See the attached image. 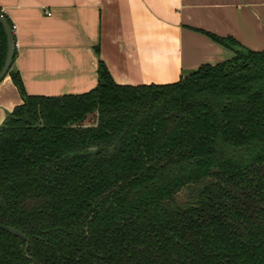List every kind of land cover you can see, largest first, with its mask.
I'll list each match as a JSON object with an SVG mask.
<instances>
[{
    "label": "trees",
    "instance_id": "obj_1",
    "mask_svg": "<svg viewBox=\"0 0 264 264\" xmlns=\"http://www.w3.org/2000/svg\"><path fill=\"white\" fill-rule=\"evenodd\" d=\"M192 29L233 54L165 84L99 58L89 91L35 95L12 62L0 224L28 248L0 229V264H264V50Z\"/></svg>",
    "mask_w": 264,
    "mask_h": 264
},
{
    "label": "crops",
    "instance_id": "obj_2",
    "mask_svg": "<svg viewBox=\"0 0 264 264\" xmlns=\"http://www.w3.org/2000/svg\"><path fill=\"white\" fill-rule=\"evenodd\" d=\"M0 10L15 26L13 66L35 95L89 91L99 58L116 83L139 85L174 82L232 56L192 28L264 50V0H0ZM20 103L5 76L0 124Z\"/></svg>",
    "mask_w": 264,
    "mask_h": 264
},
{
    "label": "water",
    "instance_id": "obj_3",
    "mask_svg": "<svg viewBox=\"0 0 264 264\" xmlns=\"http://www.w3.org/2000/svg\"><path fill=\"white\" fill-rule=\"evenodd\" d=\"M0 23L4 29L5 32V36H6V56H5V60L3 63V66L0 70V82L5 78V76L7 75V72L10 68V66L12 65L13 62V58H14V53H15V37H14V33L13 30L10 26V24L8 23L4 13L0 10ZM0 229L3 231H6L8 233H11L17 237H19L20 239L25 241V247H24V251L27 252V248H28V241L27 238L24 234H22L20 231H18L15 228L9 227V226H5V225H1L0 224ZM32 260V264H34V260L32 257H29Z\"/></svg>",
    "mask_w": 264,
    "mask_h": 264
},
{
    "label": "built area",
    "instance_id": "obj_4",
    "mask_svg": "<svg viewBox=\"0 0 264 264\" xmlns=\"http://www.w3.org/2000/svg\"><path fill=\"white\" fill-rule=\"evenodd\" d=\"M11 28H12V30H14V29H15V26H14V25H12V27H11Z\"/></svg>",
    "mask_w": 264,
    "mask_h": 264
}]
</instances>
